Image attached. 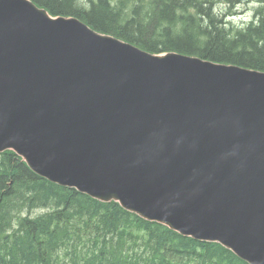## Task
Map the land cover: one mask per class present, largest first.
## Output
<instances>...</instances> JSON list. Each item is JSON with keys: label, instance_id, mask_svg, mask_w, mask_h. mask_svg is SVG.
Listing matches in <instances>:
<instances>
[{"label": "water", "instance_id": "95a60500", "mask_svg": "<svg viewBox=\"0 0 264 264\" xmlns=\"http://www.w3.org/2000/svg\"><path fill=\"white\" fill-rule=\"evenodd\" d=\"M264 264V73L152 54L0 0V153Z\"/></svg>", "mask_w": 264, "mask_h": 264}, {"label": "trees", "instance_id": "16d2710c", "mask_svg": "<svg viewBox=\"0 0 264 264\" xmlns=\"http://www.w3.org/2000/svg\"><path fill=\"white\" fill-rule=\"evenodd\" d=\"M53 17L152 54H175L264 73V13L248 0H31ZM236 15V16H235ZM239 18V17H238ZM0 264H247L213 242L145 221L118 203L37 176L0 153Z\"/></svg>", "mask_w": 264, "mask_h": 264}, {"label": "rangeland", "instance_id": "374dc122", "mask_svg": "<svg viewBox=\"0 0 264 264\" xmlns=\"http://www.w3.org/2000/svg\"><path fill=\"white\" fill-rule=\"evenodd\" d=\"M256 9H260L262 13H264V0H248V2L240 5L236 10L238 13L236 14L237 21H239L242 16L244 20L248 21L247 19L254 15Z\"/></svg>", "mask_w": 264, "mask_h": 264}, {"label": "bare ground", "instance_id": "6f19581e", "mask_svg": "<svg viewBox=\"0 0 264 264\" xmlns=\"http://www.w3.org/2000/svg\"><path fill=\"white\" fill-rule=\"evenodd\" d=\"M38 176V175H37ZM176 233V232H175ZM189 238V237H188Z\"/></svg>", "mask_w": 264, "mask_h": 264}]
</instances>
